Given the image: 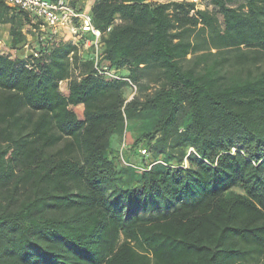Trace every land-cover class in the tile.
<instances>
[{
    "label": "trees",
    "instance_id": "1",
    "mask_svg": "<svg viewBox=\"0 0 264 264\" xmlns=\"http://www.w3.org/2000/svg\"><path fill=\"white\" fill-rule=\"evenodd\" d=\"M209 6L93 1L131 96L0 0V264H264V0Z\"/></svg>",
    "mask_w": 264,
    "mask_h": 264
},
{
    "label": "built area",
    "instance_id": "2",
    "mask_svg": "<svg viewBox=\"0 0 264 264\" xmlns=\"http://www.w3.org/2000/svg\"><path fill=\"white\" fill-rule=\"evenodd\" d=\"M5 3L13 9L23 10L31 18V25L28 27L38 34L40 41L53 40L62 42H71L78 49V54L88 53L89 59L93 62L95 74L109 80H125L132 90L131 96L136 92V84L128 77L122 75L119 69L100 64L103 57L104 41L103 38L110 30L101 32L93 25L90 6L86 3L82 8H76L70 0H4ZM197 1V0H193ZM120 22L116 17L114 23ZM27 48V45H26ZM0 54L15 56V51L7 46L0 47ZM72 53L69 54L71 56ZM34 55H37L34 53ZM68 79L59 81L61 92L68 91ZM63 86V87H62ZM126 146L125 134L119 149L120 159L123 164L133 166L142 171L144 167L133 161H126L123 157V151ZM141 155L145 158V163L149 164L152 158L146 159L149 154L147 150L140 149Z\"/></svg>",
    "mask_w": 264,
    "mask_h": 264
},
{
    "label": "rangeland",
    "instance_id": "3",
    "mask_svg": "<svg viewBox=\"0 0 264 264\" xmlns=\"http://www.w3.org/2000/svg\"><path fill=\"white\" fill-rule=\"evenodd\" d=\"M86 3H89V5H91L93 3L94 0H82V1H76L75 4L78 5L79 7L83 6L85 2ZM159 1H169V0H159ZM190 1H193V0H190ZM197 6L200 7V8H205V7H209V9H212V6H209L210 4V0H197L195 1ZM9 25V24H8ZM29 27L28 26H24V30L28 33V37L29 39L31 40V35L29 34V31H28ZM0 38L1 39V44H0V47H4V46H7V42H8V34H7V28L5 26H3L1 29H0ZM63 87V86H62ZM77 116L79 118H83V107L82 106H75L74 108H72ZM131 139H132V133H131V130L128 129L125 131V141H126V146L124 148V151H123V157L126 155L125 152L127 150V148L130 146V143H131ZM119 147V146H118ZM119 160L120 162L122 163L121 159H120V155H119ZM142 158H145L144 156ZM151 156L148 154L146 156V159H150ZM133 159V158H132Z\"/></svg>",
    "mask_w": 264,
    "mask_h": 264
},
{
    "label": "crops",
    "instance_id": "4",
    "mask_svg": "<svg viewBox=\"0 0 264 264\" xmlns=\"http://www.w3.org/2000/svg\"><path fill=\"white\" fill-rule=\"evenodd\" d=\"M3 26H5V27L7 28V34H8V38H9V36H10V35H9V26H10V25H8V24H0V29H1ZM1 39H2V38H0V44H1ZM8 42H9V39H8ZM8 42H7V44H8ZM64 94L67 95V94H68V91H67L66 93L64 92ZM76 106H82V107H83V104H78V105H76ZM74 107H75V106H72L71 108H74ZM78 118H79V117H78ZM80 119H81V118H80Z\"/></svg>",
    "mask_w": 264,
    "mask_h": 264
}]
</instances>
